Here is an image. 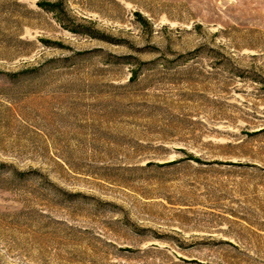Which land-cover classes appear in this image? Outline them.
Masks as SVG:
<instances>
[{
  "label": "rangeland",
  "instance_id": "374dc122",
  "mask_svg": "<svg viewBox=\"0 0 264 264\" xmlns=\"http://www.w3.org/2000/svg\"><path fill=\"white\" fill-rule=\"evenodd\" d=\"M0 264H264V0H0Z\"/></svg>",
  "mask_w": 264,
  "mask_h": 264
},
{
  "label": "trees",
  "instance_id": "16d2710c",
  "mask_svg": "<svg viewBox=\"0 0 264 264\" xmlns=\"http://www.w3.org/2000/svg\"><path fill=\"white\" fill-rule=\"evenodd\" d=\"M51 8H53V7H51ZM50 10H55V9H50Z\"/></svg>",
  "mask_w": 264,
  "mask_h": 264
}]
</instances>
